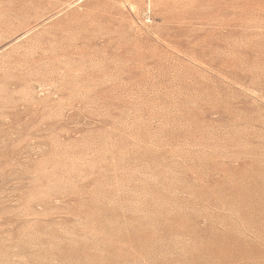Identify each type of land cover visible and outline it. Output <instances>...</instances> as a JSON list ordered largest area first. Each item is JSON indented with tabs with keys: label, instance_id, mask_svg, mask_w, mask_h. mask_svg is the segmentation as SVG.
I'll return each instance as SVG.
<instances>
[{
	"label": "rangeland",
	"instance_id": "rangeland-1",
	"mask_svg": "<svg viewBox=\"0 0 264 264\" xmlns=\"http://www.w3.org/2000/svg\"><path fill=\"white\" fill-rule=\"evenodd\" d=\"M0 264H264V0H0Z\"/></svg>",
	"mask_w": 264,
	"mask_h": 264
}]
</instances>
